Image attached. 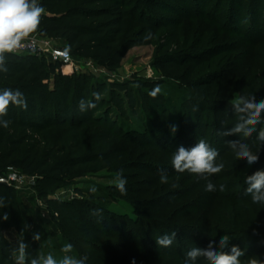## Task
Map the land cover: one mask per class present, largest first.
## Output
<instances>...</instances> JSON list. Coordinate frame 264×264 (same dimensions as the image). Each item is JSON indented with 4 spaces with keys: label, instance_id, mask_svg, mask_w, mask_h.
<instances>
[{
    "label": "rangeland",
    "instance_id": "obj_1",
    "mask_svg": "<svg viewBox=\"0 0 264 264\" xmlns=\"http://www.w3.org/2000/svg\"><path fill=\"white\" fill-rule=\"evenodd\" d=\"M160 1L144 5L138 0H124L132 11L129 27L134 43L118 69L109 70L93 61L100 70L89 72L94 80L106 83L107 89L113 82L138 87L134 107L126 103L123 111L110 99L100 110L116 129L141 132L147 140L137 134L139 146H131L122 153L113 168L68 179L47 193L37 185V177L21 182L20 170L0 169V178L11 179V186L3 182L0 185L12 189L10 193L13 192L18 207L11 221H5L2 237L7 247L0 250V263L5 260L6 264H16L13 249L23 239L28 245L26 264L49 253L60 259L65 243L74 246L70 255L77 258L86 255L92 264H184L180 259L196 247L190 242L192 233L201 244V228L210 230L204 248L214 242L219 251V241L226 235L229 242L224 251L238 246L245 252L241 264H250L252 259L264 263V205L252 203L251 196L245 194L244 183L247 176L264 170V148L259 151V161L248 165L245 160L236 159L227 141L241 139L255 152L259 150L257 133L249 138L219 134L237 122L231 107L234 96L254 94L257 100L264 99V0ZM253 1L258 2L255 16L250 13ZM235 11L236 22L230 19ZM148 33L151 39H145ZM53 42L67 49L64 41ZM72 60L75 62L72 67H82L87 61L73 56ZM62 64L65 71V61ZM180 103L188 109L185 125L188 131L180 132L179 126L173 134L171 113L175 107L180 112L177 107ZM197 118L203 123L196 128L201 129L202 135L191 127ZM256 127L258 132L264 122ZM201 138L219 151L217 163L224 165L220 173L208 177L216 186L211 192L206 190L208 180L189 172H177L171 164L179 146L191 148ZM121 169L127 179L125 193L113 189L115 174ZM162 171L169 178L164 184L160 182ZM93 187L95 192L90 191ZM62 189L75 194L58 197ZM73 200L94 209L78 212L67 205ZM152 203L159 207L152 208ZM136 212L168 222L160 235L176 232V239L182 235L185 246L176 251L179 254L175 253L173 259L152 257L146 255L145 248L136 245L115 247L134 239L141 242L150 236L148 222L141 223L143 217ZM61 218L67 220V226L59 223ZM113 219L121 221L120 225L110 224ZM105 222L108 227H104ZM128 229H135L136 234H124ZM34 233L41 235L39 241L33 239ZM135 254H138L135 260L131 259Z\"/></svg>",
    "mask_w": 264,
    "mask_h": 264
},
{
    "label": "trees",
    "instance_id": "obj_2",
    "mask_svg": "<svg viewBox=\"0 0 264 264\" xmlns=\"http://www.w3.org/2000/svg\"><path fill=\"white\" fill-rule=\"evenodd\" d=\"M138 1L144 5L161 2L160 0ZM39 2L45 12L40 27L34 34L64 41L73 57L91 59L109 70H116L121 66L123 58L134 43L129 27L132 11L124 0H39ZM240 2L242 3V0ZM257 4L258 2L253 1L251 5L252 16L258 13ZM236 16L235 11V14L230 15V19L236 22ZM6 59L8 72L0 73V89H19L26 97L27 108L10 106L7 116L4 117L11 123L6 129L0 127V169H18L27 175L37 176V185L47 190L45 191L47 193L57 189L68 179L113 168L121 160L122 153L130 150L131 146H139L137 134L147 140L141 132L116 129L112 123L105 120L106 115L100 110V106L107 105L110 99L123 111L126 103L134 107L135 91L138 87L125 82H113L107 89L106 83L94 80V76L89 72L71 73L72 65H68L65 66L66 73H63L60 61L50 62L34 53L8 54ZM93 93L100 94L99 101L95 100ZM122 93L125 94L124 97ZM81 100L92 101L96 106L82 112L78 107ZM195 101L191 99V102ZM185 102H189L188 99H185ZM177 107L181 110L178 113L176 107L172 109L171 122L177 127L180 126L179 131L185 133L188 131L185 127L188 109L184 108L183 104ZM206 109L208 110V107ZM158 120L167 122L161 118ZM202 124L197 118L191 127L200 128ZM221 124L224 125L223 120ZM195 132L203 134L201 129H196ZM173 139L176 140L174 135ZM113 189L121 193L116 187ZM11 190L10 187L0 185V197L7 206L0 208V250L2 251L7 247L2 237L5 228L3 215L7 214L8 221H11V216L18 213ZM67 205L77 209L78 212L85 210L86 213V210L94 209L92 206L90 208L89 205H83L79 200H73ZM150 206L159 207L156 203ZM136 214L143 217L141 223L148 222L150 236L141 242L133 237L132 242L115 247L120 248L121 245L126 244L136 245L145 248L147 256L172 258L176 256L175 253L180 252L179 248L185 246L182 235L174 240L173 246L157 245L155 240L162 236L159 232L166 230L168 222L153 218L149 213L136 212ZM58 220L59 223L67 226L66 219ZM119 222L121 221L113 219L110 224L118 226ZM103 224L104 227H108L107 222ZM130 229L124 234L130 233V236L136 234L135 229L131 231ZM208 231L210 230L201 228V244L197 243L195 233H192L191 244L204 248L208 241ZM135 255L131 259L135 260L138 254ZM185 257L180 260L184 262ZM92 263L89 259L86 261V264ZM0 264H6L5 260ZM197 264H209V262L201 257L198 258Z\"/></svg>",
    "mask_w": 264,
    "mask_h": 264
},
{
    "label": "clouds",
    "instance_id": "obj_3",
    "mask_svg": "<svg viewBox=\"0 0 264 264\" xmlns=\"http://www.w3.org/2000/svg\"><path fill=\"white\" fill-rule=\"evenodd\" d=\"M45 9L41 6L39 0H0V73H7V55L14 54L25 46L27 41L40 27L41 18ZM145 39H151V33L146 34ZM96 101L100 100L99 93H93ZM10 106L18 108H27V100L19 89L5 88L0 89V127L8 128L11 123L4 119L8 114ZM96 106L92 101L81 100L79 102L80 111L84 112ZM232 111L237 115V122L230 128L220 131L222 136H242L244 138L252 137L257 133L258 151H253L252 147L241 139L227 141L229 148L235 153L236 159H243L248 165L257 163L260 159L259 151L264 148V127L257 132V125L261 124L264 117V99L257 100L252 95H236L231 100ZM173 134L177 131V126L171 128ZM220 155L216 148L201 138L191 148L179 146L172 156V167L175 171L183 173L189 172L196 174L208 180V177L220 173L224 165L217 163V157ZM168 175L165 171L160 174L162 184L168 182ZM114 184L121 192H126L127 179L123 176V169L115 174ZM247 185L245 194L251 196L253 204L264 205V170H258L244 180ZM207 191H215L216 186L211 180L206 184ZM224 190V186H220ZM90 191L95 192L93 187ZM7 207L4 199L0 197V208ZM95 214V213H94ZM3 220H8V215H3ZM176 232L165 234L156 238L157 245L170 247L176 239ZM33 239L39 241L41 235L33 234ZM229 242L228 236L221 237L219 241V251L214 247V242H209L206 248L193 247L187 253L184 264H197L198 258L206 259L209 264H241V257L245 252L238 246L233 245L229 252L224 249ZM28 245L24 240H18L17 247L13 251L17 254L16 264H26ZM72 243H65L61 249L64 255L57 259L51 253L39 255L30 260V264H86L88 257L86 255L77 258L70 255L73 252ZM250 264H261L256 259H252Z\"/></svg>",
    "mask_w": 264,
    "mask_h": 264
},
{
    "label": "built area",
    "instance_id": "obj_4",
    "mask_svg": "<svg viewBox=\"0 0 264 264\" xmlns=\"http://www.w3.org/2000/svg\"><path fill=\"white\" fill-rule=\"evenodd\" d=\"M28 53H34L41 57H45L47 61L52 62H58L60 61L63 63L65 61V66L68 65H74V61L72 60V56L70 55L68 49L63 50L59 48L58 46L54 45L53 39L49 37H42L38 34H33L27 41H25V46L18 50L14 54H28ZM84 66L82 67H72V73L73 72H80L82 70L83 72H93L95 70L96 72L100 69L95 66L93 63V60L87 59V61L84 62ZM64 65L62 64L61 70L63 73H66L63 69ZM37 176L34 175H27L25 173L21 176V182L25 181H31L34 180ZM7 179V178H6ZM3 180V178H0V182L6 183L11 186V179ZM19 184V183H18ZM17 187V184H16ZM75 192L70 190H59L57 193V196H74Z\"/></svg>",
    "mask_w": 264,
    "mask_h": 264
}]
</instances>
